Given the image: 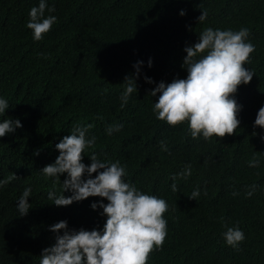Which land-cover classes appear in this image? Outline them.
<instances>
[{
	"label": "trees",
	"instance_id": "trees-1",
	"mask_svg": "<svg viewBox=\"0 0 264 264\" xmlns=\"http://www.w3.org/2000/svg\"><path fill=\"white\" fill-rule=\"evenodd\" d=\"M45 2L55 8H46L45 18L57 20L36 41L26 25L40 0H0V98L9 105L0 122L22 124L0 137V181L16 176L0 186V264H40L42 251L56 242L50 226L60 221L69 231L102 232L107 217L91 204L106 199L57 207L48 194L72 195L63 192L67 173L58 178L40 171L55 162L63 137L89 125L86 139L95 137V144L84 150L82 163L90 165L93 153L101 162L119 161L126 183L168 205L167 236L147 264H264V128L254 127L264 106V0ZM203 11L207 18L198 22ZM207 28H248L246 42L255 51L244 65L253 78L232 97L240 106L239 127L233 135L205 140L202 134L192 138L187 121L172 127L156 119L160 93L151 92L160 82L187 77L184 49ZM128 77L137 91L121 107ZM116 125L123 127L109 135ZM253 158L256 167L249 166ZM189 165L190 176L178 175ZM26 188L31 207L20 216L17 203ZM195 190L199 196L189 199ZM229 227L245 235L236 248L223 239Z\"/></svg>",
	"mask_w": 264,
	"mask_h": 264
},
{
	"label": "clouds",
	"instance_id": "clouds-1",
	"mask_svg": "<svg viewBox=\"0 0 264 264\" xmlns=\"http://www.w3.org/2000/svg\"><path fill=\"white\" fill-rule=\"evenodd\" d=\"M46 8L48 12L55 11L54 7H48L45 0H40L39 6L32 7L29 12V22L26 26L32 30L33 39L36 41L41 40L43 34L50 31L57 20L55 16L45 18ZM184 14L181 11L180 15ZM206 18L207 12L203 11L198 17V22H203ZM249 34L248 28L238 31L205 29L200 34L198 43L184 49L187 56L183 66L187 65V77L174 79L168 84L160 82L151 92L152 96L160 93L153 108L156 119L165 121L172 127L187 121L194 139L201 134L205 140L213 136L222 139L225 135L235 134L240 125L237 118L240 106L232 97L238 86L248 84L254 75L244 67L250 54L255 51V46L246 42ZM203 53L206 54L201 55L198 60L194 59ZM141 63L138 62L135 66L137 75ZM145 79L146 82L152 83L150 78ZM125 81H128V84L121 96V107L128 102L130 94L137 91L133 77H128ZM8 107V102L0 98V113H4ZM256 126L264 128V106L257 113L254 122V127ZM20 127L22 124L18 119H5L0 122V137ZM87 127L75 128L71 135L63 137L61 142L56 144L59 155L55 162L40 171L46 177L58 178L67 173V178L62 183L63 192L70 191L72 195L65 197L63 194L56 196L54 192L48 194V199L57 207L69 206L89 197L106 199L107 204H91L93 210L98 207L103 209L101 215L107 217L106 223L102 232L84 229L69 231L67 221L53 224L49 230L57 233L56 242L42 251L40 264H147L151 252L160 249L167 236V221L163 214L168 210V205L164 199L145 194L138 191L134 185L126 183L122 179L125 168L119 161L101 162L93 153L89 156L90 165L82 163L84 150L95 144V137L86 139ZM122 127L109 126L107 132L111 135ZM161 145V150L167 151V145L163 141ZM249 166H258V161L253 158ZM85 173L88 178L82 179ZM93 173H97L94 178ZM178 175L184 178L190 176L191 166H187ZM15 178L16 176H10L0 181V186ZM175 178L174 176L173 180ZM171 188L174 192L177 191L175 183ZM30 194L31 189L26 188L18 200L17 209L20 216L27 215L31 207L28 203ZM199 194V190H195L189 199L196 200ZM251 195L252 192L247 193V196ZM61 230L62 235L59 234ZM223 239L228 246L236 248L244 241L245 235L238 227H229L223 233Z\"/></svg>",
	"mask_w": 264,
	"mask_h": 264
}]
</instances>
